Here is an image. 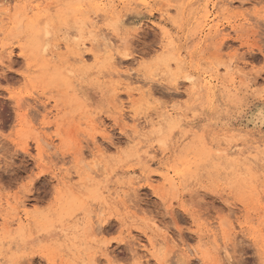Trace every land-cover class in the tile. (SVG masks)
Here are the masks:
<instances>
[{"label":"clouds","instance_id":"9594fccd","mask_svg":"<svg viewBox=\"0 0 264 264\" xmlns=\"http://www.w3.org/2000/svg\"><path fill=\"white\" fill-rule=\"evenodd\" d=\"M209 5L215 9L214 15ZM128 10L160 14L158 43L151 38L142 39V34L137 36L140 20L124 23ZM101 14L104 19L97 22L95 18ZM43 15L45 23L41 26L32 21L28 34L32 60L23 70V82L19 85L22 104L18 118L22 124L11 126L7 132L0 127V179L14 181L24 176V182L16 189L22 194L30 190L38 177L51 176L57 184L54 202L58 206L65 198L73 202L75 208L69 214V219L74 220L70 225L72 243L66 250L75 259L64 264H245L247 245L236 239V233L251 227L259 233L264 247V203L260 204L258 226L255 217L240 218L232 211L233 199L239 202L254 196L255 185L250 183L246 161L229 158L231 144L225 133L218 129L193 133L190 143L195 144V151L191 154H183L184 149L171 143L170 135L155 126L137 140V150L144 148L139 154L149 160H156V156L149 155L147 149L156 145L168 157L166 161L161 158L162 167L167 169L159 185L162 204L153 206L137 192L146 182L141 180L143 173L127 180L113 179L115 168L125 161L111 157L115 165H102L95 156L84 160L73 129L76 135L83 133L82 138L93 139L89 135V118L95 121L103 114L101 109L87 110L78 94L83 87L94 86L106 97L121 90L135 94L138 103L131 108L133 120L137 115L155 111L163 114L158 123L173 118L177 105L154 99L151 94L155 85L175 94L181 91L177 85L186 82L190 95L182 102L180 111L184 115L179 119L189 125L197 117L217 124L238 106L241 96L264 100V89H248L237 79V73L240 77L246 75L235 67L244 53L222 51L229 38L223 31L224 25L255 36V42L264 51V0H49ZM210 17L215 23L209 22ZM73 30L78 33L71 42L74 47L60 52L58 45L67 43V33ZM102 30L115 39L106 38ZM86 42L93 47H83ZM153 44L158 49L155 52ZM87 53L94 56L91 63L84 60ZM10 72L9 66L0 62V103L6 99L11 81L16 79ZM124 124L131 135H139L134 123ZM204 128L208 130V124ZM21 153L35 161V167L29 168L25 159H19ZM64 157H71V162ZM98 169L104 173L99 178L95 175ZM256 179L264 193V171ZM37 188L46 192L47 181ZM209 192L217 197L220 207L208 201L205 194ZM177 207L191 216V226L177 221L173 211ZM112 219L120 221L119 232L112 240L129 244L128 255L123 258L110 255V241H101L96 235ZM133 231L148 235L150 247L144 249L145 256L137 253L136 249L144 245L133 236ZM185 233L190 234L192 242L185 239ZM64 235L68 238L69 234L65 231Z\"/></svg>","mask_w":264,"mask_h":264},{"label":"rangeland","instance_id":"374dc122","mask_svg":"<svg viewBox=\"0 0 264 264\" xmlns=\"http://www.w3.org/2000/svg\"><path fill=\"white\" fill-rule=\"evenodd\" d=\"M48 4L49 0H0V46L2 45L0 62L7 64L11 69L10 75L16 78L11 81L6 99L0 103V121H3L0 127L5 132L17 123L22 124V120L18 118V108L22 104L19 85L23 82V70L27 69L32 60V46L28 40V34L32 21H36L41 26L45 23L46 17L43 14ZM47 10L53 11L51 8ZM171 11L175 14V9ZM209 11L215 14V9L211 5H209ZM3 12H6L8 16L3 15ZM159 15L158 12L137 13L128 10L124 16V23L128 24L133 19L140 20L141 30L137 36L142 34V39L151 38L158 43ZM95 19L97 22H102L103 14ZM209 22L215 23L211 17ZM222 27L229 37L224 41L222 51L224 53H244L237 59L235 67L245 72L246 75L240 77L237 73V79L248 89H256L257 92L264 89V51H261L259 44L255 42L256 37L233 31L228 25ZM102 32L106 38L115 39L107 30H102ZM77 35L76 31H69L67 33L68 42L58 45L60 52L66 53L68 47H74L71 42ZM50 40L53 44L56 43L55 37ZM84 47L92 48L90 42H86ZM152 49L153 52L158 50L155 44L152 45ZM84 60L91 63L94 56L87 53L84 55ZM220 71L223 72L224 69ZM177 87H181V91L175 94L163 91V86L160 85H155L152 89L151 95L154 99L162 100L165 105H177V108L173 110L174 117L168 119L167 122L160 123L158 121L163 114L155 111L137 115L136 120H133L134 113L131 108L138 103L135 94L128 96L127 91L121 90L115 96L106 97L102 90L94 86L81 88L78 94L87 110L89 112H95L97 109L103 111V114L99 115L95 121L89 118L91 128L89 135L93 136V139L82 138L83 133L76 135V130L73 129V137L79 142L82 158L92 160L95 156L102 165L109 163L115 165L116 161H110L111 157H116L118 161H125V164L115 168L113 179L119 177L121 180H127L129 176H141L143 173L141 180L146 182L137 189V192L140 196L146 197L150 204L157 206L162 204L159 185L165 179L162 173L167 171L162 167L161 158L164 157L166 161L168 157L164 155L159 145H156L147 149L149 155L156 156V160H149L147 156L139 154L144 148L137 150V140L155 126L166 135H170V142L184 149L183 154H191L195 151V144L190 143L193 140V133L218 129L228 136L231 144L228 150L229 158L246 161L250 183L255 185L254 196L245 197L239 202L233 199L232 211L240 218L255 217V224L258 226L259 217L262 214L260 204L264 203V193H261V185L256 179L264 171V100L258 97L241 96L238 106L231 109L229 115L221 118L217 124H209L208 120L197 117L189 125L179 117L184 115L180 108L182 102L189 99L190 88L186 82H181V85ZM217 97L219 100V93ZM125 121L128 124L134 123L139 135H131V130L125 127ZM205 124H208V130L204 128ZM169 129H171L170 132ZM95 132H100L102 135L95 136ZM159 135L157 133V137ZM144 147L146 148V144ZM29 149L35 155L34 146L30 144ZM19 159H25L29 168L35 167V161H31L30 157L25 158L23 153L19 154ZM63 160L71 162V157H64ZM133 165L139 166L133 167ZM111 170L110 168L109 171ZM103 174V169H98L95 173L97 178ZM24 179V176L14 181L0 179V185H2L0 187V241H2L0 262L2 264H13L14 261L16 264H64L65 261L75 259L66 250L72 243L70 225L74 223V220L69 219V214L74 210L75 205L68 198H65L59 206L54 202L53 196L57 184L51 176L38 177L30 185L29 191L22 194L17 193L16 189L24 182ZM46 181L47 191L42 192L37 187ZM205 195L214 207H220V202L215 195L211 192ZM49 205L52 206L51 210H49ZM134 210L138 211V209ZM173 211L181 225L191 226V216L187 212L180 207ZM57 220L60 222H55ZM119 228L120 221L112 219L104 225L103 229L96 232V235L101 241H110L107 245L110 255L123 258L128 255L129 244L112 240V237L118 234ZM65 231L69 234L68 238L64 235ZM184 235L185 239L192 242L190 234L185 233ZM133 236L144 245V248L136 249L138 255L145 256L144 249L150 247L148 235L133 231ZM236 239L243 240L247 245L244 249L245 264H260V261L264 260V247L261 246L257 231L246 226L243 231L236 233ZM18 252H23L24 255L19 256ZM193 264H198V262L193 261Z\"/></svg>","mask_w":264,"mask_h":264},{"label":"bare ground","instance_id":"6f19581e","mask_svg":"<svg viewBox=\"0 0 264 264\" xmlns=\"http://www.w3.org/2000/svg\"><path fill=\"white\" fill-rule=\"evenodd\" d=\"M3 15H5V16H8L7 15V13L6 12H3ZM4 18V17H3ZM9 18V17H8ZM7 18V19H8ZM6 19V18H5ZM85 46V44L83 45V47ZM91 46L93 47V45L91 44ZM97 47H99V45H97ZM2 48V45L0 46V49ZM132 95V94H131ZM129 93H128V96H131ZM133 121V120H132ZM147 125H149V124H147ZM151 125V124H150ZM139 126V125H138ZM140 127V126H139ZM149 127V126H148ZM143 128V127H142ZM259 138V137H258ZM261 138V137H260ZM248 140V139H247ZM263 140V139H262ZM263 143V142H262Z\"/></svg>","mask_w":264,"mask_h":264}]
</instances>
